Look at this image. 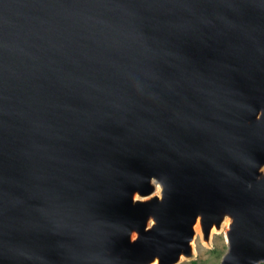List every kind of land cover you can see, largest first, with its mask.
I'll return each mask as SVG.
<instances>
[{
  "label": "water",
  "instance_id": "95a60500",
  "mask_svg": "<svg viewBox=\"0 0 264 264\" xmlns=\"http://www.w3.org/2000/svg\"><path fill=\"white\" fill-rule=\"evenodd\" d=\"M225 220L263 264L264 0H0V264H179Z\"/></svg>",
  "mask_w": 264,
  "mask_h": 264
},
{
  "label": "rangeland",
  "instance_id": "374dc122",
  "mask_svg": "<svg viewBox=\"0 0 264 264\" xmlns=\"http://www.w3.org/2000/svg\"><path fill=\"white\" fill-rule=\"evenodd\" d=\"M197 256L193 260H184L179 264H220L223 254L227 250L225 235L217 234L212 243L207 245L200 237L195 240Z\"/></svg>",
  "mask_w": 264,
  "mask_h": 264
},
{
  "label": "bare ground",
  "instance_id": "6f19581e",
  "mask_svg": "<svg viewBox=\"0 0 264 264\" xmlns=\"http://www.w3.org/2000/svg\"><path fill=\"white\" fill-rule=\"evenodd\" d=\"M159 190H160V189L158 188V191H159ZM228 225H229V221H228V220H225V222H224V224H223V226H222L221 229L214 228V229L212 230L211 240H213V239H214V236L217 235V234H222V233H223V234L225 235V232H226V230H227V228H228ZM196 231H197V238L200 237V239H201L202 241H204L202 230H201L198 226L196 227ZM225 239H226V238H225ZM194 245H195V250H197V249H196V246H197L196 242H194ZM153 264H156V263H153Z\"/></svg>",
  "mask_w": 264,
  "mask_h": 264
},
{
  "label": "trees",
  "instance_id": "16d2710c",
  "mask_svg": "<svg viewBox=\"0 0 264 264\" xmlns=\"http://www.w3.org/2000/svg\"><path fill=\"white\" fill-rule=\"evenodd\" d=\"M264 264V263H263Z\"/></svg>",
  "mask_w": 264,
  "mask_h": 264
}]
</instances>
